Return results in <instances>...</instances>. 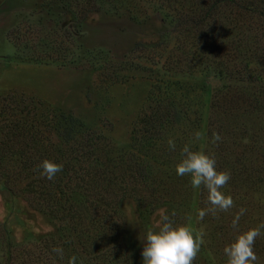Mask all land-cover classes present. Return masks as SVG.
<instances>
[{"label":"rangeland","instance_id":"rangeland-1","mask_svg":"<svg viewBox=\"0 0 264 264\" xmlns=\"http://www.w3.org/2000/svg\"><path fill=\"white\" fill-rule=\"evenodd\" d=\"M207 8L208 0H0V138L19 122L25 130L7 141L14 147L26 141L31 150V134L50 140L56 131L42 114L56 108L80 121L92 143L85 168L58 173L47 194L34 190L19 157L0 158V264H69L72 256L77 264H143V239L170 206L174 226L204 232L194 264H227L224 248L264 223V31L244 23L236 4L210 21ZM157 97L173 102L161 107H176L177 120H166L164 138L147 150L135 132ZM213 133L222 137L215 145ZM185 145L214 154L217 170L231 174L221 191L235 206L218 218L198 219L210 207L207 189L176 173ZM144 152L159 176L155 192L124 168L126 154L130 162ZM108 193L119 203L102 222ZM254 251L264 264V235Z\"/></svg>","mask_w":264,"mask_h":264},{"label":"trees","instance_id":"trees-1","mask_svg":"<svg viewBox=\"0 0 264 264\" xmlns=\"http://www.w3.org/2000/svg\"><path fill=\"white\" fill-rule=\"evenodd\" d=\"M230 4H236L239 6L240 12H235L240 15L244 23L251 26L254 21L257 25V29L264 31V0H208V21L212 20V16L215 15L213 18L215 19V17L220 14L221 7L226 5L228 6ZM261 45L262 44H260V46ZM167 100L168 101L164 102L165 104L162 105L163 101L160 97H157V105L154 107L152 112L144 117L137 125L138 129L135 132V138L139 141H143L142 143H144V147L146 146L147 150L153 149L152 141H154L156 135L159 134L160 137L164 138L165 134L161 136V128L165 124L164 122L168 119L169 122L177 120V116L173 117L175 119L170 117V115L178 114L176 107H173L172 112L167 106L161 107L173 103L171 100ZM41 105L42 102L39 100L37 101V105L34 102V107ZM46 110L47 111L42 114L45 118V124L48 125L49 129H52L53 132L56 131L50 140L48 138L46 141L43 139L42 142L39 140L33 141L31 137L34 136H31V134L29 136V140L33 143V148L31 150L28 149V142L26 141L24 143H20V146L14 147L7 141L11 139L12 135L16 136L23 133L25 130V127L19 122H15L10 128L3 130V132L5 131L6 137L0 138V158H7L10 155H16L19 157L22 160V169L28 168L33 171L34 177L32 179V186L39 195L47 194L49 185L56 182L55 179L50 181L46 177H42L40 175V171H42V169L37 170V168L42 161L48 159L55 163H61L63 164V172L76 174L78 171L85 168L89 161L87 155L90 158L92 153V143L88 141L85 142V139L89 137L90 132H86L82 129L80 121L72 115L56 108H48ZM144 155L146 158L141 154V157L138 156L135 159L133 158L134 160L129 162L132 158V154H126L125 161L127 166L124 168L127 169L129 173L134 175L136 180H140V184L146 187L151 186L152 191L155 192V184L160 181L156 179V177L159 176L153 174L154 164L149 161L153 156L151 154L148 156V153L146 152H144ZM156 156H158V153ZM3 173L10 177L9 171L3 170ZM100 173H97V178L105 173V171ZM159 173L161 172L159 171ZM78 192H80V190L76 189V193ZM87 192L90 193V191ZM156 199H158L157 196ZM102 200L103 203L100 205L99 209L102 210V222H106L108 219H112L111 213L118 207L119 196L112 198L111 193H108V198L106 199L105 197H102ZM76 203L77 202L75 201L74 203H71L74 209L77 208ZM155 207L156 206L153 203L151 208L155 209ZM168 210L173 212V208L171 206ZM166 214L171 216L170 212H167Z\"/></svg>","mask_w":264,"mask_h":264},{"label":"clouds","instance_id":"clouds-1","mask_svg":"<svg viewBox=\"0 0 264 264\" xmlns=\"http://www.w3.org/2000/svg\"><path fill=\"white\" fill-rule=\"evenodd\" d=\"M202 138L201 132L195 133V139ZM219 133H213L211 143L213 145L221 141ZM170 149L175 150L176 144L172 139L168 140ZM182 160L176 165L178 176H190L191 186L199 189L202 186L207 189V203L210 207L200 209L197 213L198 219L203 220L208 214L218 218L219 212H228L235 206L231 195H226L223 189L231 179V174L226 171H218L214 154H206L204 151H193L189 145L181 150ZM40 175L48 180H54L56 175L63 170V164L55 163L45 159L37 170ZM246 209L241 208L232 220V227H238L241 216ZM171 216L162 213L156 223V229H149L144 237V248L142 251L143 264H194L195 259L204 244V232L195 231L190 224L175 225ZM191 218L189 217V220ZM264 223L237 235L234 242L224 248L227 256V264H257L258 256L254 251L256 240L264 235ZM63 259V249L56 247L52 249ZM69 264H77V257L72 256ZM83 264V261L80 262Z\"/></svg>","mask_w":264,"mask_h":264}]
</instances>
